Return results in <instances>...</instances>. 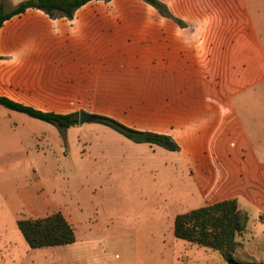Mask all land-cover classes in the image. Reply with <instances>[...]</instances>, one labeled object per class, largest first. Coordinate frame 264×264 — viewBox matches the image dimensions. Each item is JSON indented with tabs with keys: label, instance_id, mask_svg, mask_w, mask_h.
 <instances>
[{
	"label": "crops",
	"instance_id": "1",
	"mask_svg": "<svg viewBox=\"0 0 264 264\" xmlns=\"http://www.w3.org/2000/svg\"><path fill=\"white\" fill-rule=\"evenodd\" d=\"M161 1L186 25L145 0H93L72 19L34 8L11 17L0 29V95L70 113L66 104L95 87H137V104L168 123L143 131L180 138V160L202 174L206 204L236 198L264 222V131L255 122L249 130L233 103L264 83L256 16L248 0Z\"/></svg>",
	"mask_w": 264,
	"mask_h": 264
},
{
	"label": "rangeland",
	"instance_id": "2",
	"mask_svg": "<svg viewBox=\"0 0 264 264\" xmlns=\"http://www.w3.org/2000/svg\"><path fill=\"white\" fill-rule=\"evenodd\" d=\"M248 1L264 41V0ZM117 87L119 95L95 87L62 111L85 110L138 130L168 128L160 112L137 104V87ZM233 103L248 128L255 122L264 131V83ZM181 149L136 143L97 121L60 129L0 106V264H229L217 250L174 235L176 215L211 202ZM247 208L235 256L238 264L264 263V222ZM57 211L74 227L75 242L30 247L17 221Z\"/></svg>",
	"mask_w": 264,
	"mask_h": 264
},
{
	"label": "trees",
	"instance_id": "3",
	"mask_svg": "<svg viewBox=\"0 0 264 264\" xmlns=\"http://www.w3.org/2000/svg\"><path fill=\"white\" fill-rule=\"evenodd\" d=\"M90 1L93 0H23L12 9L6 10L7 4L4 0H0V29L6 20L29 8L39 9L52 19L61 17L72 19L77 10ZM148 2L162 16L172 19L180 26L186 25L161 0ZM0 106L25 113L60 129H69L79 124L78 112L43 111L2 95H0ZM97 116V122L115 129L133 142L155 144L170 151L180 150L179 143L171 135L134 129L111 117ZM248 223V212L240 207L238 199L231 198L176 215L174 235L179 239L215 249L229 264H238L235 256L240 246L238 237L244 234ZM17 225L32 248L68 245L76 240L74 227L60 211L45 217L20 219L17 221ZM246 264L264 263L250 262Z\"/></svg>",
	"mask_w": 264,
	"mask_h": 264
},
{
	"label": "water",
	"instance_id": "4",
	"mask_svg": "<svg viewBox=\"0 0 264 264\" xmlns=\"http://www.w3.org/2000/svg\"><path fill=\"white\" fill-rule=\"evenodd\" d=\"M145 1H150V0H145ZM97 120H98V116L96 114L87 112L85 110H81L79 112V125L81 126Z\"/></svg>",
	"mask_w": 264,
	"mask_h": 264
}]
</instances>
